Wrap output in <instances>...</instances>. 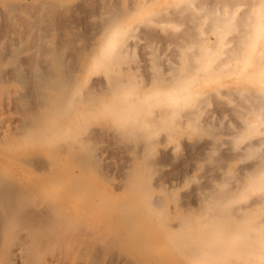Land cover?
I'll use <instances>...</instances> for the list:
<instances>
[{
    "label": "bare ground",
    "instance_id": "obj_1",
    "mask_svg": "<svg viewBox=\"0 0 264 264\" xmlns=\"http://www.w3.org/2000/svg\"><path fill=\"white\" fill-rule=\"evenodd\" d=\"M0 264H264V0H0Z\"/></svg>",
    "mask_w": 264,
    "mask_h": 264
},
{
    "label": "rangeland",
    "instance_id": "obj_2",
    "mask_svg": "<svg viewBox=\"0 0 264 264\" xmlns=\"http://www.w3.org/2000/svg\"><path fill=\"white\" fill-rule=\"evenodd\" d=\"M244 6H246V5H245V4H242V5L239 6V8H240V7H243V8H244ZM93 18H94V17H93ZM78 22H80V21L75 22V23H77V24H74V23L71 22V23H69V24H67V25H68V28L71 27V26H69V25H71V24H72V26H74V27H71L70 29H71V30L73 29V31L75 32V34L78 35V38H77V36H76L75 43L78 42V43L80 44L81 39H82L81 36H83V35H81V34H83L84 30H82V32H80L81 34H80L79 32H77V31H80L82 28L84 29L85 27L82 26V25H80V24H82L81 22H80V23H78ZM67 23H68V22H67ZM83 25H85V24L83 23ZM77 26H78V27H77ZM76 27H77V29H75ZM80 28H81V29H80ZM79 29H80V30H79ZM75 30H77V31H75ZM79 34H80V35H79ZM88 35H89V33H87V36H88ZM74 37H75V35H74ZM83 37H84V36H83ZM89 37H90V35H89ZM87 38H88V37H87ZM159 50H160V49H159ZM160 52H161L162 56H164L165 53H166V50L163 49V50L160 51ZM217 115H218V114H217ZM217 115H216V116H217ZM228 116H229V114H228V115L223 114V115H221L220 120L222 121V120H224V119H227V122H228V121L231 122V120H232V116H231V115H230L231 117H228ZM230 118H231V119H230ZM225 121H226V120H225ZM232 121H233V120H232ZM222 122H223V121H222ZM221 136L224 138V136H225L224 133H223V135L221 134ZM257 136H258V135H257ZM224 146L226 147L227 144L224 143V144H223V147H224ZM239 161H242V160H239ZM239 161H238V162H239ZM238 162H237V163H238ZM240 163H243V161L240 162ZM197 171H198V170L193 169V170L190 171L191 173L189 172V174H196ZM200 172H201V171H200ZM197 174H198V173H197ZM201 174H202V173H200V175H201ZM198 175H199V174H198ZM201 178H202V176H201Z\"/></svg>",
    "mask_w": 264,
    "mask_h": 264
}]
</instances>
